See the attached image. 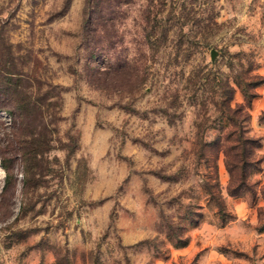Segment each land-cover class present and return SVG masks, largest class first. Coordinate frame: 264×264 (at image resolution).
I'll use <instances>...</instances> for the list:
<instances>
[{"label":"rangeland","instance_id":"rangeland-1","mask_svg":"<svg viewBox=\"0 0 264 264\" xmlns=\"http://www.w3.org/2000/svg\"><path fill=\"white\" fill-rule=\"evenodd\" d=\"M0 264H264V0H0Z\"/></svg>","mask_w":264,"mask_h":264},{"label":"trees","instance_id":"trees-1","mask_svg":"<svg viewBox=\"0 0 264 264\" xmlns=\"http://www.w3.org/2000/svg\"><path fill=\"white\" fill-rule=\"evenodd\" d=\"M239 106L231 108L229 104L227 105L231 117L236 115L240 109ZM231 123L232 129L227 134L228 142L223 145L222 151L225 166L229 172L227 190L229 194L237 196L240 195L243 188H250L247 175L249 174V168H257L259 158L253 157V151L258 144H256V138L245 135L243 128L238 125L235 119ZM217 151L218 148H216V153ZM211 187L207 185L209 192H211ZM185 242L186 240H183L181 243Z\"/></svg>","mask_w":264,"mask_h":264},{"label":"water","instance_id":"water-1","mask_svg":"<svg viewBox=\"0 0 264 264\" xmlns=\"http://www.w3.org/2000/svg\"><path fill=\"white\" fill-rule=\"evenodd\" d=\"M214 54H215V50H214V49H212V50H211V52H210V55H211V57H213V56H214Z\"/></svg>","mask_w":264,"mask_h":264}]
</instances>
